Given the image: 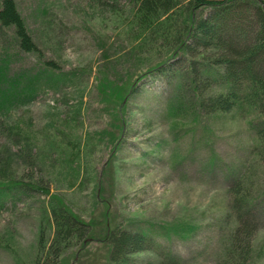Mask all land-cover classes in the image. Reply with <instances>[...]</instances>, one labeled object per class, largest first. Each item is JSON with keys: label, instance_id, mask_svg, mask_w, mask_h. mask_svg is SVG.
<instances>
[{"label": "trees", "instance_id": "16d2710c", "mask_svg": "<svg viewBox=\"0 0 264 264\" xmlns=\"http://www.w3.org/2000/svg\"><path fill=\"white\" fill-rule=\"evenodd\" d=\"M38 1L34 15L45 21L50 8L45 0ZM75 8L76 12L88 15L89 21L104 18L102 21L115 25L114 32L101 31L95 36L103 54L111 51L108 48L111 43L113 48L121 43L117 50L126 51L117 60L105 59L95 75L97 100L104 105L103 111L111 120L108 127L89 132L86 139L81 133L72 137L58 127H53V132L42 143L36 134H31L35 126L33 118L17 115L22 106L47 91L55 94L67 84L77 86L78 73L86 76L94 71L92 66L65 70L57 56L48 58L47 42L39 29L38 35L33 32L20 2L0 0V131L7 132L6 139L19 150L14 152L15 159L30 158L31 164H39L41 169L55 166L56 176L61 174L69 188L75 187L81 176V153L83 149L88 153L90 148L88 139L99 135V145L111 142L113 158L125 139L123 132L130 100L143 88L140 81L147 76H164L170 84L175 82L164 112L175 141L194 134L199 127L209 135L211 131L206 121L231 113L247 121L252 132L253 158L264 161V0H78ZM23 54L33 56L35 63L30 68L13 69L12 64ZM146 65L147 69L134 78V73ZM78 103L77 113H66V120L81 128L78 118L83 115V100ZM116 129L120 130L119 134ZM174 153H178L177 148ZM174 153L175 162L180 155ZM216 157V153H212L211 164ZM1 162L0 211L9 198L25 194L27 189L50 195V189L41 183L7 176L13 166L5 159ZM58 162L74 171L72 178L67 179L64 169L57 173ZM107 171L106 166L103 176ZM247 176L242 173L238 180L234 176L235 183L227 189L232 199H229L226 215L235 212L237 216L236 226L226 236L220 264L252 263V242L246 233L254 235L252 227L247 226L252 222L249 219L257 215L250 208L254 198ZM100 177L95 187L97 196L99 189H103ZM91 178L94 179V175ZM111 216L110 210L105 215L106 223L86 221L62 196L55 194L40 208V234L31 264H61L70 249L83 248L89 238L107 245L108 264H135L134 255L151 252L157 236L184 239L195 229L184 223L138 222L129 216L114 225ZM53 229L54 237L50 240L49 231ZM10 240L6 241V246L0 236V246L10 249L17 262H21L18 253L10 248L13 245ZM156 257L157 261L150 264L181 262L171 251L163 250L156 253Z\"/></svg>", "mask_w": 264, "mask_h": 264}, {"label": "rangeland", "instance_id": "374dc122", "mask_svg": "<svg viewBox=\"0 0 264 264\" xmlns=\"http://www.w3.org/2000/svg\"><path fill=\"white\" fill-rule=\"evenodd\" d=\"M18 1L25 9L23 13L33 32L38 35L39 29L47 42L45 53L48 58L57 56L65 70L92 66L94 73L86 76L78 73L75 78L79 80L77 86L67 84L55 94L52 91L40 94L32 103L23 105L17 115L24 119L33 118L35 126L31 134H36L41 143L47 140L53 127L63 129L72 137L81 133L85 139L89 132L108 127L111 118L97 100L95 75L105 59L117 60L126 51L117 50L121 43H116L114 48L111 43L108 46L111 51L103 54L95 36L101 31L114 32L115 25L102 21V17L89 21L88 15L76 12L78 0H45L50 8L45 21L34 15L38 0ZM35 61L33 56L23 54L12 68H30ZM147 67L134 73V78ZM141 84L143 88L130 100L127 108V126L121 147L112 158L111 142L99 145V135L89 138L90 148L88 153H84V149L81 153V176L73 188H69L61 174L56 176L55 166L41 169L39 164H31L30 158L15 159L14 152L19 150L6 139L7 132L0 131V151L3 153L0 152V165L5 159L13 166L7 176L41 183L50 189V195L27 189L25 194L18 193L6 201L5 208L0 211V236L6 246V241L12 240L10 248L18 253L21 262H17L10 249L0 246V264L33 262L40 234V208L55 194L62 196L86 221L106 223V212L111 210L114 225L123 221L124 216H129L138 222H175L195 226L184 239L173 236L169 240L157 236V244L153 242L151 252L134 255L135 264L155 262L156 253L163 250L177 255L181 259L179 264H220L226 236L236 226L237 216L235 212L229 213L231 216L226 215L229 199H232L227 189L235 183L234 176L237 178L242 173H246V179L252 183L249 187L254 202L250 208L257 215V218L249 219L252 222L247 226L252 227L250 230L255 231L254 235L251 237L252 233H246L252 242L251 264H264V161L261 163L253 158L250 150L252 132L247 121L238 115L223 114L206 121L211 131L209 135L199 127L194 134L175 141L170 121L164 117L166 101L172 95L175 82L170 84L164 76H147L140 81ZM81 100L83 115L78 120L82 124L77 128V123L66 120V113L71 111L75 115ZM115 131L120 133L118 129ZM162 140L167 143H161ZM176 148L178 153H174ZM173 153L180 155L175 162ZM212 153L217 155L213 164L210 163ZM58 163L57 173L64 169L67 179L72 178L74 171L66 168L65 163ZM106 166L108 171L103 176ZM93 175L94 179L91 178ZM99 176L103 178V189H99L97 196L95 187ZM54 231H49L50 240ZM79 248L70 249L61 264H108L107 245L89 238L84 247Z\"/></svg>", "mask_w": 264, "mask_h": 264}]
</instances>
